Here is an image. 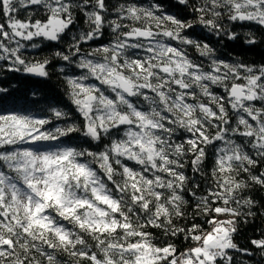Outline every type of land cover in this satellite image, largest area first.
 Segmentation results:
<instances>
[{
    "label": "snow or ice",
    "instance_id": "snow-or-ice-1",
    "mask_svg": "<svg viewBox=\"0 0 264 264\" xmlns=\"http://www.w3.org/2000/svg\"><path fill=\"white\" fill-rule=\"evenodd\" d=\"M176 3L194 22L159 0H0V71L48 79L60 61L71 105L0 112V264H235L232 253L253 255L234 236L256 215L252 190L264 189V170L255 171L264 164V64L221 59L189 30L255 45L256 32L236 26L264 29V0ZM45 42L63 48L24 55ZM149 229L188 246L158 244ZM251 244L264 256V238Z\"/></svg>",
    "mask_w": 264,
    "mask_h": 264
},
{
    "label": "trees",
    "instance_id": "trees-1",
    "mask_svg": "<svg viewBox=\"0 0 264 264\" xmlns=\"http://www.w3.org/2000/svg\"><path fill=\"white\" fill-rule=\"evenodd\" d=\"M120 2V0H112V3ZM156 0H139V3L149 5L155 3ZM159 3L163 6V10L167 13L176 14L178 18L188 19L194 22V17L190 14L183 6L178 5L176 0H159ZM23 18V14H21ZM78 24L73 28V32L83 27V17H78ZM228 28H233L232 24L227 21L224 22ZM252 28L256 32L258 43L255 45H247L241 41L235 43L226 39L217 38L210 34L206 30H202L197 27L193 30H189L191 36L202 39L204 42L210 43L216 49V55L225 60H243L248 64H255L259 66L264 64V29H259L255 25L249 26L245 24L242 28L237 25L236 30L241 32L248 31ZM68 39L67 36L64 38ZM109 37L106 35L101 40L92 43V46L107 43ZM85 49L89 45H83ZM57 48H63L62 45H56L45 42V44L39 49L28 48L24 51V55L29 58L43 59L46 56L56 50ZM189 55L192 59L197 62H201L207 66V59L201 57L195 49L189 48ZM4 62H0L3 64ZM60 61L53 60L52 65L49 66L50 78L44 79L37 76L24 74L22 72H11V71H0V88H6L7 91L0 93V112H12V111H29L35 115H44V110L51 107H64L67 105L65 110L71 108V105L66 96V87L63 79L56 71V68L60 64ZM216 91H220L217 89ZM36 102V103H34ZM79 140H73L72 143H80ZM53 145H40V147H51ZM264 170V164H261L255 170L257 173ZM189 174L191 170L189 169ZM251 195L257 201L256 215L248 220L247 223H240L238 231L234 236V242L237 243L241 248L249 249L253 255L247 256L240 253H232L235 264H264V256L261 255L260 251L251 244L253 239L264 238V189L255 187ZM192 204L188 206L191 211ZM197 223L200 220L196 221ZM185 222H181L179 226H183ZM154 231L159 237L157 240L158 244L164 243H175L177 248L181 251L184 250L188 245L184 242L182 237L175 239L168 237L164 238L159 230L149 229ZM62 264H69L70 257L63 256ZM81 264H87L82 261Z\"/></svg>",
    "mask_w": 264,
    "mask_h": 264
},
{
    "label": "water",
    "instance_id": "water-1",
    "mask_svg": "<svg viewBox=\"0 0 264 264\" xmlns=\"http://www.w3.org/2000/svg\"><path fill=\"white\" fill-rule=\"evenodd\" d=\"M33 76V75H32Z\"/></svg>",
    "mask_w": 264,
    "mask_h": 264
}]
</instances>
